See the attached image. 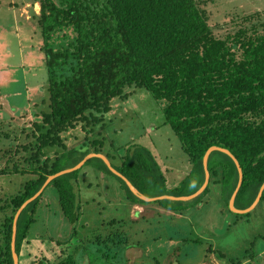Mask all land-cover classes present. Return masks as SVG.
<instances>
[{"label":"trees","instance_id":"obj_1","mask_svg":"<svg viewBox=\"0 0 264 264\" xmlns=\"http://www.w3.org/2000/svg\"><path fill=\"white\" fill-rule=\"evenodd\" d=\"M37 1L39 12L32 19L41 37L46 97L34 115L33 141L20 145L28 153L18 160L24 166L11 160L12 166L0 169V174H28L16 192L0 197V264H14V224L18 264L23 249L25 255L34 256L30 228L49 186L56 191L61 214L73 226L65 238L48 237L61 249L53 261L42 256L31 264H42V259L44 264L134 263L141 241H132L133 233L123 229V219L102 220L101 229L87 234L77 229L81 204L76 203L73 190L79 184V173L87 174L86 166L116 178L128 202L154 203L178 213L202 202L211 185H219L225 208L231 212L228 205L238 184V171L232 158L220 150L208 156V184L187 200L145 201L102 158L92 156L77 169L52 178L21 208L50 175L74 167L90 153L103 152V139L84 142L88 133L78 145L90 149L66 150L63 134L78 125L94 133L103 122L95 131L99 133L112 100L128 99L132 87L148 91L160 103L164 122L188 156L191 170L184 182L192 186L183 193L167 190L154 155L142 146L128 147L122 155L106 152L116 171L147 197L189 196L204 182L205 152L217 146L231 152L242 171L234 208L244 210L254 202L264 183V21L249 26L239 23L234 32L216 35L205 8L209 0ZM253 18L249 14L242 21ZM55 147L63 151L54 150L51 157L47 149ZM74 152L77 155L64 165V158ZM263 201L264 189L257 205ZM249 212L233 213L243 217Z\"/></svg>","mask_w":264,"mask_h":264},{"label":"rangeland","instance_id":"obj_2","mask_svg":"<svg viewBox=\"0 0 264 264\" xmlns=\"http://www.w3.org/2000/svg\"><path fill=\"white\" fill-rule=\"evenodd\" d=\"M12 1L0 0V63L4 65L0 69V81L4 78H12L14 81L7 88H1L0 92L14 90L21 93L6 99L8 103L0 96V169L12 166V161L23 165L18 160L28 153L20 145L33 141L30 133L34 115L42 107V98L46 97V91H42L38 97L35 95V100H25L22 95L24 81L29 82L31 76L29 73L24 78L21 75L26 67L22 68L19 66L20 62L18 63L15 34L18 29L15 25L19 19L12 8H7ZM205 8L209 12V24L216 35L234 32L239 23L249 26L259 19L264 21V0H209ZM30 13L29 20L33 32L35 31L31 38L34 40L22 36V47L31 41H41L32 19L34 12ZM249 14L254 15L253 20L243 22L242 18ZM19 27L24 28L22 25ZM5 47L11 48L7 55L4 54ZM40 50L32 51L31 58L24 62L28 63L36 56L43 55ZM38 64L39 68L36 69L37 74L34 77L45 71L43 64ZM129 91L132 92L128 99L112 100L111 110L104 117V128L99 133L95 131L103 122L93 129L94 133L87 132L89 128L84 130L80 125L64 133L66 150L90 149H80L78 145L87 137L85 133H88L84 141L86 143L103 139V152L97 156L110 165L111 160L105 156L106 152L116 156L124 154L128 147L133 149L142 146L154 155L163 171L166 189L183 193L192 186V183L184 182L191 170V164L180 147L179 139L164 122L160 103L142 88L132 87ZM27 103H31L30 108ZM35 105L37 108H34ZM47 150H51V157L54 150L58 153L63 151L57 147ZM76 155L74 152L65 157L64 165ZM7 159H10L8 165ZM112 160L114 163L118 162L116 158ZM84 170L87 174L79 173V184L73 190L76 203L81 204L77 229L87 234L88 231L101 229L102 220L112 217L123 219L126 226L123 229L133 233L132 241H141L134 254L135 264H152L154 259L156 264H264V201L256 204L248 215L236 217L233 205L229 207L231 212L225 208L219 185H211L210 192L202 197V202L188 206L186 212L166 211L154 203L128 202L122 197V189L116 178L97 171L93 166H86ZM26 178L28 174H0V197L16 192ZM81 224H85L83 230ZM72 226L59 210L55 189L47 187L36 221L30 228L29 236L34 240L32 242L35 247L32 250L34 256L25 255L23 249L20 264H31L42 256L53 261L61 249L54 242H49L48 237L65 238ZM41 238L45 240L40 241ZM44 260L42 259V264L45 263Z\"/></svg>","mask_w":264,"mask_h":264},{"label":"crops","instance_id":"obj_3","mask_svg":"<svg viewBox=\"0 0 264 264\" xmlns=\"http://www.w3.org/2000/svg\"><path fill=\"white\" fill-rule=\"evenodd\" d=\"M35 4H37L38 6ZM33 5H35L34 9H33ZM7 8H9V9L12 8L15 15H18L17 18L19 19V20H17L18 21L17 25H15L16 28L18 29V33L15 30L16 31L15 34L17 36V52L19 55L18 63L20 62V65H19L20 67H22V68L26 67V71L24 69L22 71L23 74H21V75L23 78L28 73L31 76L30 80L28 79L29 82L24 81V86H23V93L24 94L22 93V95L24 96L25 100H28V99L32 100L31 98H34L33 100H35V95H36V97H38V95L40 96V93H42V91L44 92L45 74H46L45 71L43 70V73H41L37 77H34L37 74L36 69L39 68L38 63L43 64V66H44L43 55L36 56L35 59L37 62H35V63H34L35 59L33 61L30 60V62H28V63L26 62L27 64L24 62V60L30 59L31 53L35 49L40 50L41 41L38 40L35 43H33V41H31V43L28 42L25 47H22V39L21 38H22V36H28L29 38H31L33 35H35V31L33 32L32 24L30 23L29 19L31 17V13H30L31 11L34 12L35 14H37L39 12V3L37 2V0H13ZM13 12H12V14L14 16ZM34 24H35V22H34ZM19 25H22L24 28H21V27L18 28ZM33 27L36 28L35 26H33ZM36 30H37V28H36ZM30 40H34V39L31 38ZM10 51H11L10 47H5L4 54L7 55L10 53ZM3 67H4V65L2 63H0V69ZM4 74L7 76V73H4ZM1 81H3V82H1ZM1 81H0V91H1V88L5 89L8 86H10L14 80L12 78H4ZM20 93H21L20 91H14V90H9L7 92L2 90V93L0 94V96L2 97L1 98L2 100L6 101V99L9 100V98H11L12 96L13 97L18 96ZM27 104H28V108H30L31 103L30 104L27 103Z\"/></svg>","mask_w":264,"mask_h":264},{"label":"water","instance_id":"obj_4","mask_svg":"<svg viewBox=\"0 0 264 264\" xmlns=\"http://www.w3.org/2000/svg\"><path fill=\"white\" fill-rule=\"evenodd\" d=\"M213 150H220L224 153H226L227 155H229L232 160L234 161L235 165H236V168H237V171H238V184H237V187L235 189V191L233 192L230 200H229V207L231 208V205H233L234 203V197L236 195V192L238 190V187L239 185L241 184V180H242V171H241V168L239 166V163L238 161L236 160V158L231 154V152H229L227 149H224V148H220V147H217V146H212L210 147L204 154L203 156V160H202V163H203V167H204V172H205V179H204V182L202 184V186L196 191L194 192L193 194L189 195V196H179V197H174V196H167V195H163V196H159V197H147L145 195H143L142 193H140L132 184L131 182L125 178L123 175H121L118 171H116L111 165H109L107 163V161L104 160V162L107 164V166L109 167V169L116 175H118L119 177H121L124 182L126 183V185L128 186V188L132 191V193H134L137 197L145 200V201H151V200H156V199H160V198H168V199H173V200H187V199H190V198H193L197 195H199L203 190L204 188L206 187V185L208 184V179H209V172H208V169H207V161H208V156L209 154L213 151ZM98 154H93V153H90L88 155H86L77 165H75L74 167L72 168H68V169H64L62 171H59L53 175H50L46 181L44 182V184L42 185V187L36 192V194L34 196H32L30 199H28L22 206L21 208L27 203L29 202L30 200L34 199L36 196H38L41 192V190L43 189V187L54 177L60 175V174H63V173H66V172H69L71 170H74V169H77L78 167H80L88 158L92 157V156H97ZM102 158V157H101ZM264 189V183L262 184L261 188H260V191L256 197V199L254 200V202L246 209L244 210H238L236 209V212H239V213H244V212H247V211H250L251 209H253L255 207V205L257 204L259 198H260V195H261V192L262 190ZM234 206V205H233ZM21 208L17 211V213L15 214V217H14V223L17 219V216L21 210ZM14 238H15V224L13 226V237H12V242H11V250H12V258H13V263L14 264H18V258H17V254L15 253V249H14Z\"/></svg>","mask_w":264,"mask_h":264}]
</instances>
